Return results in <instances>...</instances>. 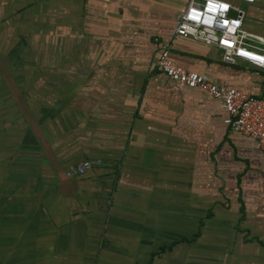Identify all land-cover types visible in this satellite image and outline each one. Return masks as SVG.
<instances>
[{"label": "crops", "instance_id": "1", "mask_svg": "<svg viewBox=\"0 0 264 264\" xmlns=\"http://www.w3.org/2000/svg\"><path fill=\"white\" fill-rule=\"evenodd\" d=\"M187 3L0 0V264H176L164 255L213 216L218 247L232 243L231 218L236 247L264 264V152L224 124L217 100L154 63L166 46L176 67L260 97L264 74L174 38ZM241 8L243 28L264 38V0ZM83 161L94 166L66 176ZM198 191L208 205L177 238L176 204Z\"/></svg>", "mask_w": 264, "mask_h": 264}, {"label": "built area", "instance_id": "2", "mask_svg": "<svg viewBox=\"0 0 264 264\" xmlns=\"http://www.w3.org/2000/svg\"><path fill=\"white\" fill-rule=\"evenodd\" d=\"M254 0H188L173 26L174 38H191L220 52L224 64L237 62L264 73V38L243 28L241 5ZM233 13V17L229 13ZM154 66L171 84L196 89L217 100L226 112L224 124L238 135L255 140L264 152V96H255L238 87L215 83L204 73L187 72L169 59L167 47H161ZM99 161H96L98 164ZM94 166L89 161L68 165L66 176H80Z\"/></svg>", "mask_w": 264, "mask_h": 264}, {"label": "rangeland", "instance_id": "3", "mask_svg": "<svg viewBox=\"0 0 264 264\" xmlns=\"http://www.w3.org/2000/svg\"><path fill=\"white\" fill-rule=\"evenodd\" d=\"M252 10H246L245 17H252ZM261 19L259 22H256L257 25L264 24ZM31 44H35L32 42H28V49ZM220 56V54H218ZM241 65V64H238ZM242 66V65H241ZM238 67L243 74L249 75H259L252 69H247L243 67ZM3 67V65H2ZM114 107V106H112ZM6 181H0L1 185ZM9 187H7L8 189ZM210 193V192H209ZM212 194L210 195V204H211ZM209 201V200H208ZM207 200H205L199 191L196 193L195 198L192 202H187L185 199L180 200L176 204L177 215L175 218H171V220H175V227L177 230V238L183 235L190 236L191 233L196 229L198 224L200 213L202 209H206ZM23 202V201H22ZM25 203V202H23ZM28 203V202H27ZM191 206L192 215L188 216V207ZM214 214V213H213ZM224 223L226 225L227 221L229 224L225 227V231L228 233L224 234L226 240L232 241V243L225 244L220 243V246H217V234L212 232V229H216V227L220 224L222 225V219L220 217H211L210 219H204L203 224V232L204 228L208 227L210 231L205 234H201V236L195 241L185 244L181 243L176 246L171 254H165L164 257H171L175 259L176 264H250V251L247 243L241 245V248H237L235 245V240L237 239L238 234L234 229V222L231 218L226 219ZM245 235V239H248V236Z\"/></svg>", "mask_w": 264, "mask_h": 264}, {"label": "trees", "instance_id": "4", "mask_svg": "<svg viewBox=\"0 0 264 264\" xmlns=\"http://www.w3.org/2000/svg\"><path fill=\"white\" fill-rule=\"evenodd\" d=\"M197 235H198L197 233H194L189 239L180 238V240H193L195 237H197ZM180 240H178L177 242H179ZM175 243L176 242H172L168 247H163V248L159 249V251L156 254L169 251L170 250V247L173 246Z\"/></svg>", "mask_w": 264, "mask_h": 264}, {"label": "water", "instance_id": "5", "mask_svg": "<svg viewBox=\"0 0 264 264\" xmlns=\"http://www.w3.org/2000/svg\"><path fill=\"white\" fill-rule=\"evenodd\" d=\"M229 16H230V17H233V13H232V12H230V13H229Z\"/></svg>", "mask_w": 264, "mask_h": 264}]
</instances>
